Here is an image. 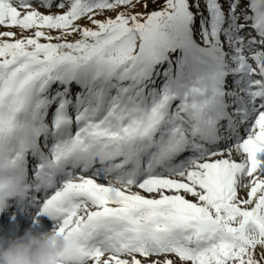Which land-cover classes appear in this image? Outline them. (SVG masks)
<instances>
[{"label":"snow or ice","instance_id":"6c2138e0","mask_svg":"<svg viewBox=\"0 0 264 264\" xmlns=\"http://www.w3.org/2000/svg\"><path fill=\"white\" fill-rule=\"evenodd\" d=\"M137 5L0 0V209L61 264H264V0Z\"/></svg>","mask_w":264,"mask_h":264},{"label":"clouds","instance_id":"9594fccd","mask_svg":"<svg viewBox=\"0 0 264 264\" xmlns=\"http://www.w3.org/2000/svg\"><path fill=\"white\" fill-rule=\"evenodd\" d=\"M66 246L64 235L54 230L0 234V264H61Z\"/></svg>","mask_w":264,"mask_h":264},{"label":"rangeland","instance_id":"374dc122","mask_svg":"<svg viewBox=\"0 0 264 264\" xmlns=\"http://www.w3.org/2000/svg\"><path fill=\"white\" fill-rule=\"evenodd\" d=\"M146 2L148 3V7H147V9H145V8H143V7H141L140 5H137V7L134 9V11H137V12H145V11H152V10H154V9H156V8H158V7H160L162 4H163V0H159V3H152V0H146ZM222 2H223V0H222ZM241 6H243V5H241ZM224 8H225V10H227V3H224ZM42 12H47L48 10L47 9H45V8H41L40 9ZM194 12H196L197 11V9H195V8H193L192 9ZM52 11H60L59 9H52ZM200 11H204V5H203V0H201V7H200ZM115 15V12H112V11H106L104 14H102V15H98L96 18L97 19H104L105 18V16H114ZM205 15H207V13L205 12ZM79 23L81 24V25H88V26H90L89 25V22L87 21V19H81L80 21H79ZM4 30H11V31H13V32H16L17 33V36L19 37L20 36V32H21V30L20 29H18V28H12V29H4V28H0V31H4ZM24 35H31V33L30 32H25V33H23ZM57 33L55 32V31H53L52 32V35H56ZM254 34V33H253ZM75 38H78V36H70V37H68V39L69 40H72V39H75ZM41 42H45V41H41ZM53 42H56V41H53ZM162 79V78H161ZM229 79H231V78H229ZM159 80L157 81V83L159 84ZM51 109H50V115H49V120L51 119ZM31 159V158H30ZM237 159H239V157H237ZM147 195H149L148 193H146ZM244 193L243 192H241V195H243ZM193 199H195L194 197H193ZM173 259H175V257H172ZM177 264H180V262L179 261H177Z\"/></svg>","mask_w":264,"mask_h":264},{"label":"bare ground","instance_id":"6f19581e","mask_svg":"<svg viewBox=\"0 0 264 264\" xmlns=\"http://www.w3.org/2000/svg\"><path fill=\"white\" fill-rule=\"evenodd\" d=\"M133 190H134V191H140V190L137 189V188H134ZM142 194L147 195L146 193H142ZM188 198H189V199H193V197H191V196H189ZM35 225H38V224H35ZM38 226H40V225H38ZM31 229H32V228H31Z\"/></svg>","mask_w":264,"mask_h":264}]
</instances>
